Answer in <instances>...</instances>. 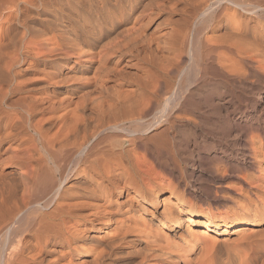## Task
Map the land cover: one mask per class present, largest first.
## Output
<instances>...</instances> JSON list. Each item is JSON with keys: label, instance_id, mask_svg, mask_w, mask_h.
Listing matches in <instances>:
<instances>
[{"label": "bare ground", "instance_id": "1", "mask_svg": "<svg viewBox=\"0 0 264 264\" xmlns=\"http://www.w3.org/2000/svg\"><path fill=\"white\" fill-rule=\"evenodd\" d=\"M185 58L264 85V0H0V264H264L262 137L210 202L160 171Z\"/></svg>", "mask_w": 264, "mask_h": 264}, {"label": "rangeland", "instance_id": "2", "mask_svg": "<svg viewBox=\"0 0 264 264\" xmlns=\"http://www.w3.org/2000/svg\"><path fill=\"white\" fill-rule=\"evenodd\" d=\"M35 17L36 16L33 15L34 19L30 18V19H28L29 20L28 22H31L32 20H37V21L41 20L40 22H42V21L44 22V20H45L43 18V16H38L37 18H35ZM40 17H41V19H40ZM185 61H186V63H185ZM193 64L191 65L190 61L187 60V58H185V60L183 62V66L189 68L188 72H189V75L192 77V78L190 77V79L191 80L193 79V80H192V83L190 82V80H184L183 84L181 85L182 87L180 89L181 92H183V96L188 98V100L186 99V101H188L190 106L188 103H186L188 106L186 105L184 110L180 113L181 114L180 116H182L183 119L181 118L179 120H174L173 125L171 123H169L166 126L167 128L164 127V129H166L165 133L167 134L168 131H169V133L167 134V136L166 135L164 136V139H163L164 141H162L165 143L164 145H166V148L164 149L165 154H164L163 158L164 159L167 158L168 161L170 160L169 162L173 163L172 166L173 165L174 166L171 168L172 170L166 169L167 170L166 171V170H164L165 168L162 170L160 168L159 169L162 173L164 172L163 175L168 177V178H173L176 180L178 178V181L182 182L187 187V189L189 190V192L192 194V196L194 198L201 199L202 201L207 203V202H210L212 199L215 198L214 194H215L216 190H217V192L220 191L219 188L222 184L221 182H223V184L225 183L224 184V186H225L228 182H231L233 180L232 178L235 175L240 174V173L242 174L244 170L246 171L248 169V165H247L248 158L242 154L245 151V150H242V148H243V145L246 143L247 138L248 139L250 137L254 138L255 136L257 137V135H258V137H262L264 139V135H263L264 134V108H263L264 107V85L258 84L255 81V79H253L254 73H252L253 76L250 74L251 77H250V75L244 76L247 79L244 78L243 76H235V78H234V77H230L229 75H225L221 72H217L218 70H216L215 68L214 69L216 71L212 70L213 68L210 67L208 69V72H206L204 74H200L199 71H197L198 69H196V68H198L197 63L194 64L195 66ZM257 70L259 72L261 71V73H264V70H262L260 68ZM257 70H255V71L258 72ZM190 71L192 72V74L194 72H196L197 76L194 75L195 73L192 76L190 74L191 73ZM255 71H253V72H255ZM212 72H213V74L214 73H217V74L213 75ZM219 74H220V76H219ZM208 75H210V76H208ZM221 75L223 77H221ZM199 77L202 79H198ZM219 77L221 78V80H219L220 79ZM239 77H240V79H239ZM194 78H196V79H194ZM222 78H224L225 81L222 80ZM210 79H212V81ZM243 79H244V81H243ZM251 79L253 80V82H252L253 84L251 83V81H252ZM173 80L171 81L172 84L175 83V79H173ZM196 80H198V81H196ZM229 82H231V83H229ZM189 83H191V84H189ZM193 83L195 86H193ZM206 83H208V84H206ZM187 84H189L190 87ZM187 89H189L188 90L189 93L187 92ZM190 90H192V91H190ZM193 91L195 94L193 93ZM248 92H250V93H248ZM251 92H254V94ZM260 95L262 96V98ZM191 96H193V97H191ZM257 96H260V98ZM189 98H191V99L189 100ZM206 98H207V100H206ZM213 98H214V100H213ZM222 98H223V100H222ZM248 100H250V101H248ZM189 101H191V102L193 101L194 104L192 103V105H191V102H189ZM245 101H247V102H245ZM215 103H217V104L219 103L221 106L217 105ZM234 103H236V104H234ZM197 105H199V107ZM235 106H236V108H235ZM186 107H188V108H186ZM195 108H197V109L200 108V109L198 111ZM216 109L217 110L219 109V111H217ZM182 113H184V114H182ZM189 115H190V117H189ZM191 118H192V120L190 122ZM186 119H188V120H186ZM229 119H231V120H229ZM198 121L201 123L199 124ZM191 123H193V124H191ZM194 124H195V126H194ZM196 124H198V125H196ZM181 125L182 126L185 125V126L182 127ZM234 126H235V128H234ZM229 127L230 128L232 127L231 128L232 130ZM171 129H172V131H171ZM258 130H259V132H257ZM229 131H230V133H229ZM239 133H241V134L239 135ZM249 134H250V137H249ZM226 135H228V136H226ZM171 136L173 139L171 138ZM243 139H245V140H243ZM172 145H174V146H172ZM169 146H170L171 150L169 149ZM235 146L238 149H236ZM241 146H242V148H241ZM166 149H167V151H166ZM171 155H173V156L171 157ZM173 157H174V159H173ZM242 158H244V159H242ZM177 166L180 167V170H179V168H177ZM218 166H220V167H218ZM245 167H246V169H245ZM173 168H174V170H173ZM219 169L222 171H224L225 169H228L227 171L226 170L225 171L227 173L229 172V177H228V174H225L226 173L225 172L224 177L227 176L226 177L227 179H224V177H223L220 180V176H218L220 174ZM168 171H170V172H168ZM173 171H175V172H173ZM216 171L218 172V174ZM167 173H169L170 175ZM180 173H182V174H180ZM190 173H191V175H190ZM209 173H210V175H209ZM211 174H213V176ZM172 175H174V177ZM232 175H234V176H232ZM177 176H180V177H177ZM215 178H218V179H215ZM208 193H209V195H208Z\"/></svg>", "mask_w": 264, "mask_h": 264}]
</instances>
